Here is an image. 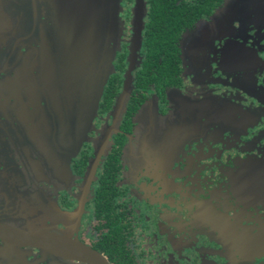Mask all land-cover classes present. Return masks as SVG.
Here are the masks:
<instances>
[{
    "label": "flooded vegetation",
    "instance_id": "flooded-vegetation-1",
    "mask_svg": "<svg viewBox=\"0 0 264 264\" xmlns=\"http://www.w3.org/2000/svg\"><path fill=\"white\" fill-rule=\"evenodd\" d=\"M114 1L91 117L63 76L80 63L62 0H0V264H264V0ZM139 1L131 75L158 84L115 119ZM79 5L96 7L75 4L76 24ZM152 8L169 46L151 52Z\"/></svg>",
    "mask_w": 264,
    "mask_h": 264
},
{
    "label": "water",
    "instance_id": "water-1",
    "mask_svg": "<svg viewBox=\"0 0 264 264\" xmlns=\"http://www.w3.org/2000/svg\"><path fill=\"white\" fill-rule=\"evenodd\" d=\"M78 2L79 4H82L83 2L88 3V0H62V4L64 5L62 9L58 10L59 14L65 15L69 19V23L64 24L65 28H68L69 31H72L73 29V34L71 31L66 34L68 37L67 40L70 44V57L71 59H75L78 56L80 63L76 68L70 66V71L63 74L64 77L68 76L67 78L69 80L67 81V79H64L61 80V82L65 83L67 81V85H69V87L72 86L70 92H73L77 88V76L80 75V78L84 79L83 81H80L79 92L84 94V104H87L86 107H89L90 109L89 116L93 117L103 93V88L109 76L114 73L113 61L119 45L121 25L117 11L118 4L115 3L114 0L106 3L103 0H95V8L90 5H79L78 19L80 22L78 21L79 24L74 23L73 20L76 18V15L74 14L77 13V9L74 6ZM138 5L139 7L137 11L139 12L141 1L138 2ZM65 18L66 17H63V19ZM140 20L141 18H137L136 20L137 25L134 30V38L131 42L129 68L124 76L122 89L115 98V104L113 105L111 112L115 119L121 117L132 89L131 72L134 69V61L141 41L142 21L140 22V25ZM92 36H95L94 40H91ZM104 40H106V45L108 43L106 46V53L100 48V43ZM109 45H111V50L109 49ZM85 56L86 63L83 65L82 61L85 60ZM78 68H80L79 71L76 70ZM83 123L86 124L84 121ZM110 134L111 130L108 129L105 133L103 144L107 143ZM82 140L83 138L80 139V143ZM94 169V166H92L89 172V178L92 177Z\"/></svg>",
    "mask_w": 264,
    "mask_h": 264
},
{
    "label": "trees",
    "instance_id": "trees-1",
    "mask_svg": "<svg viewBox=\"0 0 264 264\" xmlns=\"http://www.w3.org/2000/svg\"><path fill=\"white\" fill-rule=\"evenodd\" d=\"M152 5H154L156 2L152 1ZM155 9H151L150 12V23H149V33H150V38L146 42L147 49L148 51H153V50H163L169 44L167 42H163L162 39L168 38V29H167V24H161L159 25V21L155 19ZM156 34V35H155ZM160 67V66H158ZM145 68V67H144ZM119 80V75L116 74L114 76H111L109 83L110 85H114V83ZM119 82V81H118ZM136 84L137 86H146L147 84H158V80L156 77L150 74H146L144 78L140 77L139 74L132 77V86ZM129 114V113H128Z\"/></svg>",
    "mask_w": 264,
    "mask_h": 264
},
{
    "label": "rangeland",
    "instance_id": "rangeland-1",
    "mask_svg": "<svg viewBox=\"0 0 264 264\" xmlns=\"http://www.w3.org/2000/svg\"><path fill=\"white\" fill-rule=\"evenodd\" d=\"M135 7H136V5H135ZM138 13V11L136 10V8L133 10V20H132V22L130 23L131 24V27H132V29H133V32H134V30H135V27H136V25H137V21H136V14Z\"/></svg>",
    "mask_w": 264,
    "mask_h": 264
}]
</instances>
